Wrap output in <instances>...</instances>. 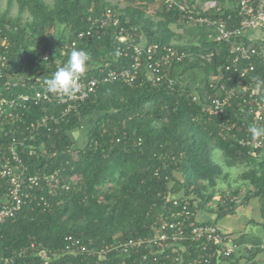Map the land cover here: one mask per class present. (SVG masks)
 Masks as SVG:
<instances>
[{
    "label": "trees",
    "instance_id": "16d2710c",
    "mask_svg": "<svg viewBox=\"0 0 264 264\" xmlns=\"http://www.w3.org/2000/svg\"><path fill=\"white\" fill-rule=\"evenodd\" d=\"M127 1L120 8L109 0H52L50 4L45 0H7L8 8L0 11V39L5 36L8 42L5 51L0 47V57L6 59L4 71L12 75H45L52 72L49 65L55 59L62 66L69 52L61 55V44L84 26L82 17L98 14L106 7L112 8L122 23L127 22V27L137 28L138 41L173 44L192 53L167 70V78L174 81L171 86L168 81L154 87L147 83L134 87L120 82L101 84L75 115L40 133L39 143L58 150L47 161L61 168L63 182L74 177L76 184L68 191L57 190L48 196L57 202L52 208L42 211L25 205L15 218L0 224V264L10 256L14 257L12 264H44V258L37 253L17 256L12 251L35 243L39 249L53 252L63 247L67 235L91 239L95 245L149 235L151 224L167 215L169 194L188 199L196 211L221 194V184L227 183L236 169L240 172L234 182L243 189L242 199H257L264 220V149L252 154L249 147L239 144L247 135L240 126L247 110L242 114L240 109H247L255 97L253 104L261 108L264 117V64L255 59L254 70L242 79L248 89L237 87L231 107L209 115L205 112L209 77L220 73L230 61L227 45L222 43L217 55L202 61L195 56L199 47L205 50L217 45L209 38L211 31L207 27L190 28V37L181 43L183 35L170 27L183 23L178 12L166 11L159 4L153 16L146 11L153 0ZM214 1L222 11H211L209 16L233 13L235 0ZM13 5L15 15L9 13ZM112 31L110 28L95 33L76 46L91 56L84 76H98L100 69L129 65L128 55H116ZM45 53L48 61L43 58ZM230 75L224 72V77ZM226 79L223 78L226 84H235L234 79ZM252 88L255 94L249 97ZM192 94L198 95L199 102L190 101ZM42 112V108L34 110L36 116ZM94 114L97 117L87 129L86 144L76 146L73 132L83 126L84 118ZM227 120L235 123L229 132L220 126ZM72 145L74 148L67 151ZM217 151L220 162L214 158ZM222 199L220 196L216 204V219L232 213L235 207L233 201L224 203ZM237 242L252 246L227 258H214L209 264L223 260L256 264L255 258L263 250L259 247L261 241L240 236ZM180 255L176 260V253L170 251L169 258L160 256L157 262L149 260L144 264H187L195 253ZM47 264L140 261L138 256L127 258L115 253L104 258L66 254L51 256Z\"/></svg>",
    "mask_w": 264,
    "mask_h": 264
},
{
    "label": "built area",
    "instance_id": "2783aa9c",
    "mask_svg": "<svg viewBox=\"0 0 264 264\" xmlns=\"http://www.w3.org/2000/svg\"><path fill=\"white\" fill-rule=\"evenodd\" d=\"M154 4L163 6L166 11H176L181 15L184 24L188 26H205L217 45L211 49L197 51L195 56L202 61H210L221 51L222 43L227 45L230 61L218 74L209 77L210 92L206 95L205 112L218 115L231 107L237 87L244 90L248 87L243 78L254 70V60L264 64V35L257 31L264 30V0H235L233 13L224 17H211L209 12L221 13L220 5L214 0H153ZM84 26L71 34V37L60 46V54L64 55L86 37L95 33L113 29L114 42L119 55H128L130 63L120 69H100L98 76H81L77 84V92L72 96L51 94L45 91L43 81L60 66V60L55 59L49 68L52 72L33 77L12 75L5 72V57H0V224L13 219L23 206L30 205L48 210L57 202L48 198L57 190L68 191L75 186V178L62 181L60 167L52 166L47 159L58 152L47 149L38 142L40 133L51 126L59 124L64 118L75 115L79 106L86 101L101 84L120 82L129 87L147 83L157 86L168 81L167 70L192 53L173 44L147 43L137 40L135 26L127 27L119 15L110 7L98 14L88 13L82 19ZM0 47L5 51L8 42L5 36L0 39ZM44 60L48 61L45 53ZM241 63H245L241 67ZM2 69V70H1ZM3 71V72H2ZM224 72L232 76L224 77ZM234 79L235 84H226ZM255 91L250 90L249 97ZM255 100V97H254ZM253 99L247 109H240L242 117L240 126L246 136L239 140L242 147H249L251 153L264 149V137L253 138L249 125L264 126L261 108H255ZM191 102H199L197 94H192ZM42 108L44 112L36 116L34 110ZM223 131L229 132L235 128V123L226 121L220 124ZM118 141V140H117ZM86 144V142L84 143ZM83 144V145H84ZM75 145V144H74ZM67 147V151L74 148ZM220 197L217 198L219 200ZM170 208L165 217H158L151 224V234L138 236L127 240L115 239L109 243L95 245L94 241L82 240L73 235L64 238L63 247L45 252L39 245L31 243L12 251V255L37 253L44 258V264L49 258L61 255L89 256L104 258L110 253L120 257L138 256L140 264L149 260L157 262L162 256L169 258V252L190 254L187 264H209L214 258H227L241 251L250 249L251 244H240L237 238L224 232L215 221H198L192 210L191 202L178 195L169 194ZM224 203L232 201L223 197ZM194 247V249H192ZM259 247L264 249V242ZM14 257L3 258L4 264H12Z\"/></svg>",
    "mask_w": 264,
    "mask_h": 264
},
{
    "label": "crops",
    "instance_id": "0c3cea01",
    "mask_svg": "<svg viewBox=\"0 0 264 264\" xmlns=\"http://www.w3.org/2000/svg\"><path fill=\"white\" fill-rule=\"evenodd\" d=\"M154 4V2H153ZM77 139V138H75ZM237 190V191H236ZM242 187L228 186L221 187V194H216L213 200L195 212V217L198 221H215L218 226L227 233L233 234L236 238L240 236L257 239L264 242V220L261 218L259 202L255 198L248 201L242 199ZM223 192V193H222ZM227 197L231 199L234 204L232 213H228L221 218L216 219V204L218 197ZM256 264H264V249L259 252L255 258ZM218 264H233L231 261L223 260ZM237 264H246L241 260Z\"/></svg>",
    "mask_w": 264,
    "mask_h": 264
},
{
    "label": "clouds",
    "instance_id": "9594fccd",
    "mask_svg": "<svg viewBox=\"0 0 264 264\" xmlns=\"http://www.w3.org/2000/svg\"><path fill=\"white\" fill-rule=\"evenodd\" d=\"M120 53L117 50L116 55ZM91 56L89 53L73 47L67 54V60L59 66L50 77L43 81L45 91L51 94L72 96L77 92V84L88 68ZM253 138L264 137V126L249 125Z\"/></svg>",
    "mask_w": 264,
    "mask_h": 264
},
{
    "label": "rangeland",
    "instance_id": "374dc122",
    "mask_svg": "<svg viewBox=\"0 0 264 264\" xmlns=\"http://www.w3.org/2000/svg\"><path fill=\"white\" fill-rule=\"evenodd\" d=\"M45 1L50 4L52 0H45ZM109 1H111L112 4H115L120 8L124 7L125 5L128 4L127 0H109ZM135 2L138 3V1H135ZM157 6H158L157 4L149 5V7L146 9L147 13L154 16L155 11L157 10V8H156ZM6 8H8L7 0H0V11H4ZM16 11H17L16 6L13 5L10 8L9 13L11 15H15ZM170 27L176 33L182 34L183 38L180 42L186 43L187 39L190 37V30L189 29L195 28L196 26H188V25L182 23L179 26L176 24H172ZM194 32L196 33V31H194ZM257 34L258 35H264V30L257 31ZM96 117H97V114H94V115H91V116L84 118L83 126L79 130H76L75 132H73V134H72L74 136L73 138L74 139L77 138V139H75V141L77 143L76 146L84 144L87 129L92 125V123L96 119ZM218 153L219 152L217 151L214 158L220 162L221 160H220ZM239 172H240L239 169L233 170L230 174V177H229L227 183H222L221 187H228V186H235V185L238 186L237 183L234 182V178Z\"/></svg>",
    "mask_w": 264,
    "mask_h": 264
}]
</instances>
